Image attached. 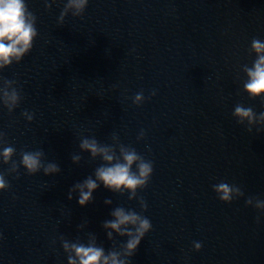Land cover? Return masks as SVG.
I'll return each mask as SVG.
<instances>
[{
	"label": "water",
	"instance_id": "obj_1",
	"mask_svg": "<svg viewBox=\"0 0 264 264\" xmlns=\"http://www.w3.org/2000/svg\"><path fill=\"white\" fill-rule=\"evenodd\" d=\"M26 5L37 38L0 71V148L16 150L0 161L9 184L0 264H68L64 242H94L128 264H264V123L233 115L237 106L264 113V99L244 90L264 0H88L79 14L67 0ZM5 91L18 95L15 107ZM85 139L150 161L147 186L132 196L100 184L81 207L75 186L106 166L81 149ZM27 151L58 173L29 175ZM220 183L238 190L230 203L214 191ZM117 208L152 224L130 259L128 237L109 240L104 228Z\"/></svg>",
	"mask_w": 264,
	"mask_h": 264
},
{
	"label": "clouds",
	"instance_id": "obj_2",
	"mask_svg": "<svg viewBox=\"0 0 264 264\" xmlns=\"http://www.w3.org/2000/svg\"><path fill=\"white\" fill-rule=\"evenodd\" d=\"M87 4L88 0H67V8L78 14L83 12ZM36 38L35 20L27 8L26 0H0V71L10 67L13 61L19 62L28 55ZM251 50L256 59L251 67L245 68L247 80L244 90L253 99H264V40L253 39ZM142 99V94L136 96L137 102ZM2 100L6 106L15 107L19 102V97L15 91L12 93L5 91ZM233 115L242 123L247 121L249 125L258 122L264 123V113H261L257 118L251 108L244 106H237ZM28 118L31 119V116ZM80 147L83 151L89 152L93 158L101 157L106 165L96 170L95 179L88 178L75 186L74 191L79 193L78 203L81 207L92 201L93 193L100 184H103L109 191H127L134 196L138 189H144L147 186L152 176V163L142 160L135 151L121 149L118 157L108 147L99 145L95 140L87 139L81 143ZM15 154V148L10 145L4 146L0 148V161L8 164ZM42 155L40 151L24 152L20 164L29 175H34L41 170L45 175L58 173V166L54 163L45 165ZM78 159V157H74V160ZM133 165H136V171H133ZM8 189V182L4 175L0 174V193ZM214 191L224 203H230L233 195L238 192L227 183L216 185ZM69 199H71V194ZM106 203H110V201H106ZM247 203L251 204V199ZM144 208L146 210V204ZM256 208L264 210V202L258 201ZM112 216L113 219L104 224V228L108 230V239H112L113 232L119 236L128 237L124 245L123 257L130 259L139 248L141 241L151 231L152 224L146 216L125 211L123 208H117ZM201 247L199 242L194 243L195 251L199 252ZM63 248L69 254L68 264H128V260L122 258L120 252L111 251L106 254L105 250L94 242L87 245L64 242Z\"/></svg>",
	"mask_w": 264,
	"mask_h": 264
}]
</instances>
